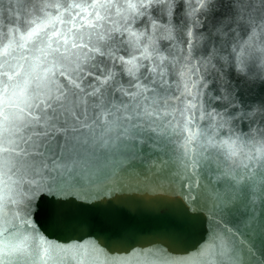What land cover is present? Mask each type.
Here are the masks:
<instances>
[{"label": "snow or ice", "instance_id": "1", "mask_svg": "<svg viewBox=\"0 0 264 264\" xmlns=\"http://www.w3.org/2000/svg\"><path fill=\"white\" fill-rule=\"evenodd\" d=\"M16 4L0 13V264H200L209 237L218 264H253L264 222L242 210L259 203L264 217V0ZM152 140L211 174L212 219L193 249L105 251L92 233L48 232L45 205L124 188Z\"/></svg>", "mask_w": 264, "mask_h": 264}, {"label": "water", "instance_id": "2", "mask_svg": "<svg viewBox=\"0 0 264 264\" xmlns=\"http://www.w3.org/2000/svg\"><path fill=\"white\" fill-rule=\"evenodd\" d=\"M14 6L20 7L16 0H0V13L9 12ZM130 163L132 175L124 188L93 193L88 206L45 205L42 218L48 232L70 242L92 233L105 251L152 244L169 245L179 252L193 249L204 237L206 221L212 219L211 203L201 198L211 174H198L199 169L186 172L179 143L168 144L162 140L140 144ZM128 166L129 161H126L125 167ZM182 187L192 195V202L187 196L180 198ZM50 210L54 211L51 219ZM242 211L254 214L258 226L264 222L259 203ZM251 240L255 246L253 264H264V234L254 232ZM202 247L208 252L200 264H218L211 237ZM85 264H106V260L104 256H89Z\"/></svg>", "mask_w": 264, "mask_h": 264}]
</instances>
